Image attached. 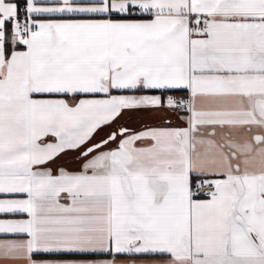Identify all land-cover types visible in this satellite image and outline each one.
<instances>
[{
  "label": "snow or ice",
  "instance_id": "1",
  "mask_svg": "<svg viewBox=\"0 0 264 264\" xmlns=\"http://www.w3.org/2000/svg\"><path fill=\"white\" fill-rule=\"evenodd\" d=\"M0 195L10 264H264V0H0Z\"/></svg>",
  "mask_w": 264,
  "mask_h": 264
},
{
  "label": "crops",
  "instance_id": "2",
  "mask_svg": "<svg viewBox=\"0 0 264 264\" xmlns=\"http://www.w3.org/2000/svg\"><path fill=\"white\" fill-rule=\"evenodd\" d=\"M135 18H147V17L146 16H136ZM183 92H184L183 95L186 96L187 93L185 91H183ZM136 94H145V93H136ZM147 94H158V93H147ZM168 94L177 96L173 92L168 93ZM135 116L141 117L144 120V122H147V123H158V120L153 119L151 114H148V113L135 114ZM128 126L135 127V128L140 127V125L136 123L135 119L130 121ZM108 131H109V129L105 128L103 131H101L95 137V140H99ZM75 155H76V153H68L67 155L62 156L59 159H57L55 161V164L56 165H62L64 167H67L70 170L78 169L79 164L74 163L71 159ZM49 166L54 167L55 165H49ZM0 198H22V197H5L3 195H0ZM21 218H24V217L20 214H0V219H21ZM12 239L19 240V239H26V237L23 235L0 234V240H12ZM96 258H99V257H96ZM121 259H127V260L139 259V260H148V261H163V260L167 259V257H165V256H144V257H122ZM0 264H10V262L0 260Z\"/></svg>",
  "mask_w": 264,
  "mask_h": 264
},
{
  "label": "trees",
  "instance_id": "3",
  "mask_svg": "<svg viewBox=\"0 0 264 264\" xmlns=\"http://www.w3.org/2000/svg\"><path fill=\"white\" fill-rule=\"evenodd\" d=\"M173 93L176 94L177 96L184 94V92L182 90H176Z\"/></svg>",
  "mask_w": 264,
  "mask_h": 264
},
{
  "label": "built area",
  "instance_id": "4",
  "mask_svg": "<svg viewBox=\"0 0 264 264\" xmlns=\"http://www.w3.org/2000/svg\"><path fill=\"white\" fill-rule=\"evenodd\" d=\"M137 16H143V15H137ZM179 96H184V95H179Z\"/></svg>",
  "mask_w": 264,
  "mask_h": 264
}]
</instances>
